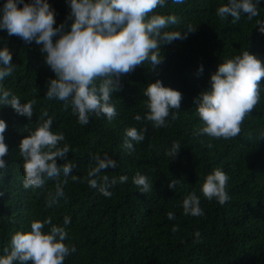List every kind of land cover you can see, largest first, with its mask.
Returning <instances> with one entry per match:
<instances>
[{"label":"trees","instance_id":"1","mask_svg":"<svg viewBox=\"0 0 264 264\" xmlns=\"http://www.w3.org/2000/svg\"><path fill=\"white\" fill-rule=\"evenodd\" d=\"M7 0H0V19ZM30 2V0H25ZM54 10V28L64 25L70 31L68 17L70 0H48ZM228 0H184L175 4L166 0L154 14L175 15L178 23L162 31L182 34L189 24L196 28L186 39L161 45L162 62L151 69L146 61L134 71L120 77L121 91L112 95L110 103L117 115L112 121L106 116H90L87 125L78 122L69 104L45 98L48 82L55 73L45 62L42 45L25 43L18 36H9L0 29V50L7 47L12 54L13 71L0 80V95L9 90L21 103L35 99L31 118L18 115L11 106L0 105V119L7 124L4 133L8 146L5 169H0V256L11 248L16 232L31 231L33 220L51 217L52 224L64 227L68 234L64 243L75 247L64 264H264V78L260 100L245 117L239 136L225 140L197 134L203 126L197 115L196 98L211 88L210 77L225 60L247 50L264 63V34L257 20H264V0L260 15L251 21L241 12L240 20H221L216 9ZM22 7V5H18ZM151 15V14H150ZM58 34L53 42L59 39ZM203 66V71L199 69ZM2 66V65H0ZM151 69V70H150ZM160 80L182 94L179 110H170L163 127H154L147 120L136 121L148 113L144 90L149 83ZM52 117V131L63 133L71 151L67 160L57 164H75L64 185L65 197L52 207L46 206L47 194L55 191L56 180H46L43 188H24L23 158L20 141L35 130L42 111ZM171 113H176L172 119ZM48 117H45L47 119ZM146 128L142 142H132L135 151L124 147L125 130ZM180 150L175 157L167 155L173 143ZM213 144L209 149L207 144ZM107 153L117 167L102 174L117 178L108 190L110 197L91 188L84 180L93 157ZM222 169L229 177L226 191L229 200L221 205L209 201L201 185L213 169ZM140 173L149 178L153 189L141 193L133 183ZM72 175L80 177L73 181ZM127 176L126 182H119ZM65 177L61 172L59 180ZM175 181V187L169 183ZM195 193L204 211L201 217L183 214V200ZM175 219H168V213ZM179 230L173 232L172 228ZM48 225L42 230L49 231ZM200 237H196V233Z\"/></svg>","mask_w":264,"mask_h":264},{"label":"clouds","instance_id":"2","mask_svg":"<svg viewBox=\"0 0 264 264\" xmlns=\"http://www.w3.org/2000/svg\"><path fill=\"white\" fill-rule=\"evenodd\" d=\"M183 2L173 0L175 4ZM260 2L228 0L227 4L216 9V15L222 21L230 16L232 23H236L243 12L251 21L260 15ZM165 3L166 0H70L68 18L72 23L70 31L62 33L64 25L53 27L54 10L50 8L48 0H7L2 9L0 29H6L9 36H18L25 43L35 41L37 45H42L45 62L55 73V78L48 82L45 98L63 101L65 109L70 104L73 114L78 116V122L87 125L92 115H104L109 121L117 115L110 100L114 93L121 91V75L131 73L146 61L154 69L162 62L161 45L186 39L188 33L195 32L196 28L191 24L183 34L179 31H162L179 22L175 15L154 14ZM256 24L264 34V20H257ZM58 34L59 39L54 43L53 37ZM11 61L12 54L4 47L0 50V80L12 74ZM199 71H203L202 65ZM262 78L264 63L249 51L225 59L210 77L211 88L201 92L195 100L197 115L203 124L197 134L225 140L239 136L245 117L260 100ZM144 95L147 97L148 113L143 118L136 115V121L144 119L154 127H163L170 110L180 109L182 94L165 87L160 80L149 83ZM36 103L35 99L21 103L20 97L9 90H3L0 95V105L11 106L18 115L28 118L33 116V105ZM171 116L172 119L177 118L176 113H171ZM45 117H48V113L43 110L35 130H29V135L20 141L19 154L23 158L24 188L39 189L44 187L46 180L57 181L55 191L47 194L46 206L52 207L65 197L63 187L76 165L68 162L58 166L57 158L66 161L71 149L67 143L60 146L65 136L54 133L51 130L52 117ZM6 129V122L0 119V169L7 167L4 159L8 155L4 137ZM146 130L138 131L135 127L126 129L125 149L135 151L132 142H142ZM207 147L211 149L213 144L208 143ZM179 150V143L174 142L167 155L175 157ZM93 160L94 166H89L84 180L91 188L110 197L112 193L108 189L117 183V178L110 179L102 173L116 168L117 162L107 153L103 158L97 154ZM61 172L65 177L63 181L59 180ZM71 178L73 181L80 179L75 175ZM127 179V176H120L119 182L124 183ZM228 180V175L222 169H213L201 185L203 196L209 201L215 198L223 205L229 200L226 191ZM133 183L141 193L153 189L149 178L139 172L133 177ZM169 187L173 189L175 181L169 183ZM182 207L186 216L204 215L200 198L195 193L183 200ZM167 215L168 219H175L174 213ZM68 224V217L64 219V227L53 225L51 217L43 221L33 220L31 231L16 232L12 236L11 248L4 249L0 264H64L65 258L76 251L74 246L70 248L64 243L68 237ZM45 225L50 226L47 233L42 231ZM178 230V226L172 228L173 232ZM196 237H200L199 232Z\"/></svg>","mask_w":264,"mask_h":264}]
</instances>
